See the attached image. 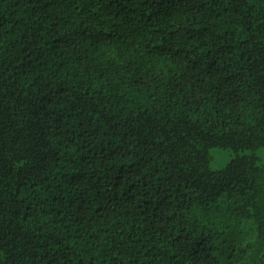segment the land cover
Returning <instances> with one entry per match:
<instances>
[{"label": "trees", "instance_id": "trees-1", "mask_svg": "<svg viewBox=\"0 0 264 264\" xmlns=\"http://www.w3.org/2000/svg\"><path fill=\"white\" fill-rule=\"evenodd\" d=\"M261 146L264 0H0V264H264Z\"/></svg>", "mask_w": 264, "mask_h": 264}, {"label": "rangeland", "instance_id": "rangeland-1", "mask_svg": "<svg viewBox=\"0 0 264 264\" xmlns=\"http://www.w3.org/2000/svg\"><path fill=\"white\" fill-rule=\"evenodd\" d=\"M249 150L238 151V154L250 153ZM210 161L209 167L211 169H220L224 167L235 155L236 152L229 148L211 147L209 149ZM255 155L258 157L259 163L264 166V146L254 150Z\"/></svg>", "mask_w": 264, "mask_h": 264}]
</instances>
